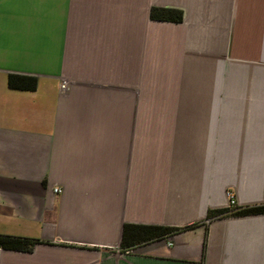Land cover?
Returning <instances> with one entry per match:
<instances>
[{
	"label": "crops",
	"instance_id": "crops-1",
	"mask_svg": "<svg viewBox=\"0 0 264 264\" xmlns=\"http://www.w3.org/2000/svg\"><path fill=\"white\" fill-rule=\"evenodd\" d=\"M258 207L264 0H0V264H264Z\"/></svg>",
	"mask_w": 264,
	"mask_h": 264
},
{
	"label": "trees",
	"instance_id": "trees-1",
	"mask_svg": "<svg viewBox=\"0 0 264 264\" xmlns=\"http://www.w3.org/2000/svg\"><path fill=\"white\" fill-rule=\"evenodd\" d=\"M151 17L152 19L158 21H169V22L180 21L179 14L170 10L152 9ZM8 85L11 89L17 91H33L36 87V81L34 79H28L25 77L24 78L10 77L8 81ZM226 213H228L227 210L215 212L214 214L210 213L208 215V218L224 216ZM258 213H264V207L243 209L237 211L235 215L258 214ZM193 227H195V225L188 227V229ZM140 229L146 230L150 234L151 238L166 237L169 235H173L179 231L178 229H169V228H161V227H143ZM125 231H127V228L126 230H124L122 244L125 240ZM38 244H39L38 241H34L26 238L0 236V249L2 250L30 253L33 251L34 247Z\"/></svg>",
	"mask_w": 264,
	"mask_h": 264
},
{
	"label": "built area",
	"instance_id": "built-area-1",
	"mask_svg": "<svg viewBox=\"0 0 264 264\" xmlns=\"http://www.w3.org/2000/svg\"><path fill=\"white\" fill-rule=\"evenodd\" d=\"M54 193L55 194H59L60 193V191L58 190V189H55L54 190ZM227 198H228V201H229V203H228V208H232V207H236L237 205H236V202H235V199H234V196H233V194L232 193H228L227 194ZM167 247L169 248V247H171L172 246V242L170 241V242H167Z\"/></svg>",
	"mask_w": 264,
	"mask_h": 264
}]
</instances>
